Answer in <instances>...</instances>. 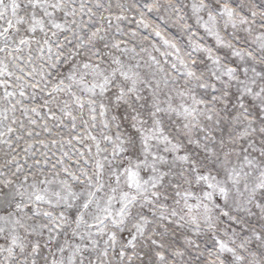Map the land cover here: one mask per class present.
I'll return each mask as SVG.
<instances>
[{"label":"snow or ice","instance_id":"snow-or-ice-1","mask_svg":"<svg viewBox=\"0 0 264 264\" xmlns=\"http://www.w3.org/2000/svg\"><path fill=\"white\" fill-rule=\"evenodd\" d=\"M0 264H264V0H0Z\"/></svg>","mask_w":264,"mask_h":264}]
</instances>
